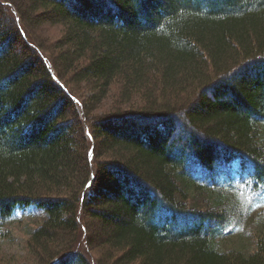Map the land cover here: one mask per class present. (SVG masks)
<instances>
[{
	"label": "trees",
	"instance_id": "1",
	"mask_svg": "<svg viewBox=\"0 0 264 264\" xmlns=\"http://www.w3.org/2000/svg\"><path fill=\"white\" fill-rule=\"evenodd\" d=\"M28 1L0 0V237L41 216L46 264H264V0Z\"/></svg>",
	"mask_w": 264,
	"mask_h": 264
},
{
	"label": "rangeland",
	"instance_id": "2",
	"mask_svg": "<svg viewBox=\"0 0 264 264\" xmlns=\"http://www.w3.org/2000/svg\"><path fill=\"white\" fill-rule=\"evenodd\" d=\"M20 4L24 7V9L29 8V1L28 0H19ZM33 28V34L37 37L40 42L44 43V46L47 48V54H57V52L54 50L58 39L61 37V29H59L56 26H50L45 23H40L37 27ZM57 50V49H56ZM71 73V72H70ZM69 78V76H67ZM67 78V79H68ZM77 94L83 99V102L87 101L89 96L92 94V91L90 88L87 87L85 84H80V86L71 83ZM119 91V84L114 83L111 87V90L108 94V97L106 100H104L96 109L91 110L90 114L92 116H101L104 113H107L110 108L115 106L113 102H115V95H117ZM186 94L181 95V99L178 101H182ZM111 100H114L113 102H110ZM88 102V101H87ZM144 102V101H143ZM142 100L139 101V103H143ZM138 103V104H139ZM172 106L176 104L175 102H171ZM141 105V104H139ZM97 156V155H96ZM99 158V157H98ZM101 159H104L103 156H101ZM96 162V158L94 159ZM261 194H256L254 196H251L253 200H250L249 203L252 204V201L254 203L256 202H262L257 196ZM248 199V198H247ZM250 199V198H249ZM248 199V200H249ZM252 210L250 211V215ZM249 214V212H248ZM249 216V215H248ZM248 216H244V218H247ZM41 219V216H34L31 218H24L22 220H16V222L12 223L8 227V232L5 235V238L0 237V264H46L49 262V260L46 261L48 257L42 256V258H39L38 254L29 251L28 248V239L30 238L29 231L32 229V227L36 226L34 222H39ZM240 229L243 228V224H238ZM247 231L250 232L248 234V237H253V227L250 221H248L247 224ZM80 234V248L85 249V251L88 253L89 257L93 260H96L100 256V251L98 250H91L89 251L84 242L83 236L81 238ZM54 247V245H52ZM60 248V246H58ZM57 250V249H56ZM55 250V251H56ZM41 257V256H40ZM54 260L51 261L49 264H53Z\"/></svg>",
	"mask_w": 264,
	"mask_h": 264
}]
</instances>
